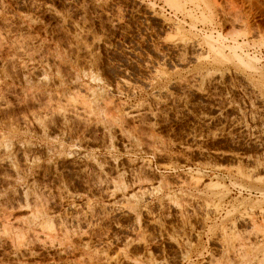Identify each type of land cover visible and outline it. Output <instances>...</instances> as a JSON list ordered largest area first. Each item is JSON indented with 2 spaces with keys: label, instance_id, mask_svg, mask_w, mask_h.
Instances as JSON below:
<instances>
[{
  "label": "rangeland",
  "instance_id": "rangeland-1",
  "mask_svg": "<svg viewBox=\"0 0 264 264\" xmlns=\"http://www.w3.org/2000/svg\"><path fill=\"white\" fill-rule=\"evenodd\" d=\"M0 264H264V0H0Z\"/></svg>",
  "mask_w": 264,
  "mask_h": 264
},
{
  "label": "bare ground",
  "instance_id": "bare-ground-1",
  "mask_svg": "<svg viewBox=\"0 0 264 264\" xmlns=\"http://www.w3.org/2000/svg\"><path fill=\"white\" fill-rule=\"evenodd\" d=\"M217 41V40H216ZM212 42H213V40H212ZM215 42V41H214ZM213 42V43H214ZM207 43V47L211 50V51H217L216 49H215V47H217V46H213V44L212 43H210V40L208 41V42H206ZM220 47V46H219ZM220 50V49H219ZM241 58V57H240ZM255 59V58H254ZM253 59V60H254ZM242 61H244V60H242ZM250 62V61H249ZM245 63V62H244Z\"/></svg>",
  "mask_w": 264,
  "mask_h": 264
}]
</instances>
